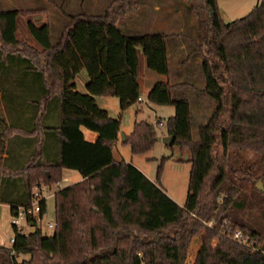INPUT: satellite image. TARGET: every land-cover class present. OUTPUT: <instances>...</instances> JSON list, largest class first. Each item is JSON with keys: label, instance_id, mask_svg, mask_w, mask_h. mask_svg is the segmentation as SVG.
Segmentation results:
<instances>
[{"label": "trees", "instance_id": "obj_1", "mask_svg": "<svg viewBox=\"0 0 264 264\" xmlns=\"http://www.w3.org/2000/svg\"><path fill=\"white\" fill-rule=\"evenodd\" d=\"M187 1L202 49L200 93L214 104L196 139L191 101L175 96V91L197 92L196 87L169 79V40L177 34H127L107 13H80L68 16L70 23L55 42L47 23L28 20L38 49L17 37L20 10L0 9V202L11 210L28 206L34 189L58 184L64 169L82 177L54 192L51 234L40 228L24 234L12 226V245H0V264H184L188 230L212 218L215 224L206 228L193 264H264L261 252L220 234L228 220L264 249V230L222 214L244 208L251 177V168L235 162L230 149L243 150L264 127V0L228 22L216 0ZM139 50L148 70L166 76L151 86L147 100L174 106L167 134L191 152L182 205L158 177L152 181L113 155L118 140L133 154L146 152L156 141L155 126L135 122L122 140L120 118L97 103L98 97L112 96L123 111L141 101ZM185 56L181 63L189 61ZM82 70L84 91L75 80ZM81 127L96 139L86 140ZM39 203L44 215L46 199Z\"/></svg>", "mask_w": 264, "mask_h": 264}, {"label": "rangeland", "instance_id": "obj_2", "mask_svg": "<svg viewBox=\"0 0 264 264\" xmlns=\"http://www.w3.org/2000/svg\"><path fill=\"white\" fill-rule=\"evenodd\" d=\"M259 0H216V4L222 19L225 22L238 19L246 15L257 4ZM187 0H0V9H18L20 15L17 22V37L29 45L38 48L27 32L28 20L36 25L47 23L50 28L51 41L55 42L65 27L70 23V15L80 13L86 15H103L115 18L121 29L127 34H143L147 32L164 31L169 34H177L181 37L184 45L182 53L171 49L169 64L171 68L172 82L189 81L194 84L196 91H175L178 98H187L191 101L194 116L192 128L193 138H197V127L204 123L211 115L214 104L206 96L200 93L203 87V75L200 68L201 47L197 38V19L193 11L186 8ZM181 30V32H180ZM179 34H182L181 36ZM196 49V53L194 50ZM189 55V70L180 72L179 63ZM184 74L185 77H180ZM178 75V76H177ZM180 77V78H179ZM77 88L84 91L87 80L85 70L76 76ZM159 80H165V76L148 70L145 66L144 57L139 50L138 83L140 87V102H137L125 110L120 111L118 101L115 97H108L105 105L103 99L97 98L99 105H104L108 114L120 118V129L125 135L132 131L134 123L141 120L147 121L154 126L155 120H161V127L155 126L157 137L167 136V123L169 117L174 115V106L157 105L147 100V92L151 86ZM261 130V131H260ZM259 136L249 139L243 150L230 149L232 157L238 164H246L251 168V177L245 186L244 208H228L222 214L229 217L246 221L253 227L263 231L264 219V193L259 195L257 184H261L264 191V127L260 128ZM96 136L95 133H91ZM122 139V138H121ZM122 139V140H124ZM220 153L219 146L215 148ZM116 160L130 162L138 167L152 181L158 177L168 196L178 204L185 201L189 172L191 164L189 159L191 152L187 146H181L177 142L171 146L159 141H154L151 147L144 153L133 154L128 145L119 140L112 148ZM73 174L68 181H60L51 186L40 185V190L46 199V211L44 221L54 219V197L53 194L59 188L65 187L79 178L75 170H68ZM214 173H212V177ZM211 178L206 186H209ZM12 210L6 203L0 202V245L11 247L13 228L10 223ZM201 227H194L187 232V243L185 246L184 264H193L197 252L204 241L205 222ZM171 229L174 230L172 227ZM168 232V230H167ZM44 234H51L52 230L44 229ZM217 239L212 240L214 245Z\"/></svg>", "mask_w": 264, "mask_h": 264}, {"label": "built area", "instance_id": "obj_3", "mask_svg": "<svg viewBox=\"0 0 264 264\" xmlns=\"http://www.w3.org/2000/svg\"><path fill=\"white\" fill-rule=\"evenodd\" d=\"M162 125L163 122L161 120H155L154 126L161 127ZM40 189V187H36L34 189L32 200L28 206H18L12 209L10 223L20 233L27 234L28 232L36 230L37 228H40L42 231L44 229H54V220L44 221V215H40L39 202L42 198H45ZM214 224L215 219L212 218L205 222V227L211 228ZM220 234L232 241L249 247L254 251L261 252L264 257V249H261L257 240L253 236L244 233L241 228L235 226L230 221L224 220L222 222ZM11 241H13V237L11 238Z\"/></svg>", "mask_w": 264, "mask_h": 264}, {"label": "crops", "instance_id": "obj_4", "mask_svg": "<svg viewBox=\"0 0 264 264\" xmlns=\"http://www.w3.org/2000/svg\"><path fill=\"white\" fill-rule=\"evenodd\" d=\"M164 32V31H163ZM180 32H181V30H180ZM165 33H167V34H169L168 32H165ZM180 36L182 35V34H179ZM181 37H178V36H176V37H173L172 39H170L169 40V46H170V48L172 49H174V50H177L179 53H182V51H183V49H184V45H183V43L181 42V39H180ZM188 65H189V62H185V63H179V66L181 67L180 68V72L182 73L183 71H187V70H189V67H188ZM170 76H171V74H170ZM178 76V75H177ZM185 77V75L184 74H181L180 75V77ZM179 77V78H180ZM165 79H166V76H165ZM149 91V90H148ZM148 93V92H147ZM203 95V94H202ZM108 97H112V96H101L100 97V99H103V101H104V105H105V102H106V99L108 98ZM102 106V105H100V106H102V107H104V108H106L105 106ZM107 109V108H106ZM81 130L83 131V134H84V137H85V139L86 140H88V141H90V142H92V141H94L95 139H96V137H97V135L96 136H94L93 134H91L92 133V131H89V130H87L86 128H84V127H81ZM93 133H95V132H93ZM96 134V133H95ZM138 168V167H137ZM139 169V168H138ZM68 170H70V169H64L63 171H62V180L61 181H68L69 180V178H71L72 176L74 177V175L73 174H70L69 172H66V171H68ZM140 170V169H139ZM141 171V170H140ZM143 172V171H142ZM144 173V172H143ZM80 175V174H79ZM82 179V177H81V175H80V177L79 178H76L75 179V181H73L72 183H75V182H77V181H80ZM71 183V184H72ZM170 197V196H169ZM180 205H182V204H180Z\"/></svg>", "mask_w": 264, "mask_h": 264}, {"label": "water", "instance_id": "obj_5", "mask_svg": "<svg viewBox=\"0 0 264 264\" xmlns=\"http://www.w3.org/2000/svg\"><path fill=\"white\" fill-rule=\"evenodd\" d=\"M121 138L124 139V135L123 134H121ZM174 140H175L174 134H170V135H167V136L156 137V141L162 142V143H164L166 145H169V146H171L173 144ZM257 189L263 191V188H262L261 184H257ZM34 231L35 230H33L32 232H34Z\"/></svg>", "mask_w": 264, "mask_h": 264}]
</instances>
